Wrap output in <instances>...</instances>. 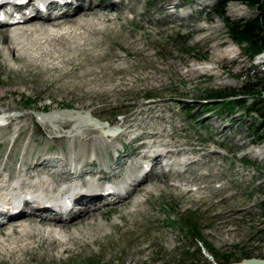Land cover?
Wrapping results in <instances>:
<instances>
[{
	"label": "rangeland",
	"instance_id": "rangeland-1",
	"mask_svg": "<svg viewBox=\"0 0 264 264\" xmlns=\"http://www.w3.org/2000/svg\"><path fill=\"white\" fill-rule=\"evenodd\" d=\"M182 2L190 5L183 12L193 11L187 20L179 19L173 9ZM119 8L121 15L104 12L111 16L109 23L91 17L84 24L109 30L95 41H101L105 51L113 49L123 61H112L111 66L127 75H116L115 83L106 84V89L124 90L127 95L85 99L57 93L41 84L48 75L39 76L34 69L30 74L6 70V64L19 68L6 56L0 61V114L16 119L10 123V139L19 134L17 144H43L49 154L74 140L83 145L92 139L103 140L106 149L100 153L102 162L97 168L105 169L112 163L117 167L113 162L115 148H121L132 136L164 129L180 147L202 148L191 155L194 159L207 151L216 152L186 167L185 173L189 179L215 180L214 187L192 192L194 198H203L199 203H184L176 198L180 189L170 187L169 181H155L158 189L151 197L135 196L143 202L134 220L127 214L135 210L133 206L121 207L115 213L110 207L102 209L104 215L97 218V225L104 230L88 238L89 248L81 250V243L75 247L70 244L67 253L37 249L34 255H18L16 259L0 254V264H233L245 259L264 260V74L261 67L254 68L253 45L238 43L230 31L233 23L256 18L258 10L234 0H125ZM130 35L136 42L134 49H142L143 56L120 50V45L131 42ZM105 66L106 61L90 62L85 70L101 72ZM210 66L218 69L211 72ZM107 76H114L112 69ZM48 93L54 97L49 98ZM66 110L74 111L65 115L75 123L82 117L76 113H91L105 126L130 127L132 132L108 138L106 131L74 133L75 123L58 122L54 128L38 123L40 115L55 111L57 118L64 119L59 112ZM18 117L25 120L27 129H16ZM226 124L232 125L229 131H222ZM50 129L56 132L52 134ZM69 129L73 135L67 137ZM251 144L256 145L255 155L249 152ZM49 146L54 147L50 152ZM246 147L250 155L243 152ZM10 148L11 142L0 148V157L5 155L2 165L21 156L15 149L8 158ZM39 150L36 152H42ZM175 180L170 184L177 185ZM122 214L126 221L119 218Z\"/></svg>",
	"mask_w": 264,
	"mask_h": 264
},
{
	"label": "bare ground",
	"instance_id": "bare-ground-1",
	"mask_svg": "<svg viewBox=\"0 0 264 264\" xmlns=\"http://www.w3.org/2000/svg\"><path fill=\"white\" fill-rule=\"evenodd\" d=\"M124 1L125 0H101L100 3H92L91 0H66L65 7L67 8V13L62 16V19L59 18L53 20L47 14L41 15L35 18V21L27 23H34L33 28L30 31L25 32L24 35L17 36L14 39L7 32V27L0 26V35H3L0 36V61L4 62V58L8 56L11 57L16 62V64L19 65V68L15 69L6 64V70L10 72H25L26 74H30L34 69L38 72L39 76L48 75L46 76V78L42 77L43 82L41 84H47L48 89H54L57 93L78 95L79 97L85 99L97 97H124L127 95V92H125L124 90H117L114 88L106 89V84L112 85L115 83L116 75L120 76L127 73L124 72L123 69H114L111 66L112 61L117 62L121 61L122 59L113 51L112 48H109L105 51L104 49H101V47L103 46L102 42L95 41V38L98 35L103 34L104 32L107 33L109 30H103L100 28L97 29V27L95 28V25H93L92 23H87V25L84 24V22H89L91 17H94V19L100 22L103 21L104 23H109L111 21V16L106 15L104 12L115 11L119 15H121L119 12V6L123 4ZM166 4H168L170 7L169 3ZM179 5L185 6L187 4L186 2H182L181 4H174L173 9L175 6ZM54 7L57 6L55 5ZM165 8L166 7H164V10ZM177 14V17H179V19L187 20L189 18V15L183 16L179 13ZM160 21L161 19L158 22ZM47 25H55L56 27H59V31L48 29L46 27ZM200 29L202 28H199V30ZM130 39L131 42L127 44V46H119L120 50L129 55L131 54L129 53L130 51H134L135 54L137 53L143 56L144 51L142 49H134L136 42L133 39V36L130 35ZM1 45H3V47H1ZM215 46H212V48H214ZM260 57L264 58V52L260 55ZM105 61L106 66L101 72H98L93 68L85 70V67L90 62H93V64L95 65L96 63L98 64ZM211 68V72L215 70L213 68L218 69L217 67ZM110 69H112L114 76L108 78L107 71ZM48 96L49 98L54 97V95L51 93H48ZM55 112L50 114H42L40 115L39 119L45 126L53 128L57 126L55 123L58 122H68L72 125L75 123V120L67 118V116L65 115L69 112L74 111H60L59 113H61L60 115L64 116V119L57 118L58 116L56 117L54 115ZM76 115L82 117L77 119V122L73 126L74 129L71 127L74 133L82 131L89 133L106 131V133L108 134L114 132V130L112 129H103L98 131V129H101L102 127L100 126V124L92 120L94 115H91V113L81 114V112H78L76 113ZM2 116L4 115L0 114V118ZM18 118L19 121H15L16 129H19L21 127H25V129H27V125L24 123L25 120L20 119V117ZM50 118L54 119L51 120ZM13 120L16 119H12L11 122H13ZM0 121L4 122V120L1 119ZM230 125L232 124H226L225 127L221 130L229 131ZM9 128L10 127H3L2 123H0V137L3 135L1 138L4 139V143H1L0 141V148L5 147L9 142H11L9 136L12 131ZM129 129L130 127H127V129L124 131V136H127V134H130L132 132ZM50 131L52 132V134L56 132L54 129H50ZM68 131L69 132L66 133L67 136H72L73 134L70 129ZM158 136L163 137L160 131L154 133L145 132L140 136L138 140ZM8 138L10 139L9 142H7L9 140ZM17 143L18 141L16 140L13 149L8 153V158L15 149H17L19 152H22L19 158H15L8 165L5 164L6 166L4 167V169H1L3 162L2 160H4L5 155H3L4 157H0V179H3L4 171L6 172V170L9 169L15 173L18 167L26 165L28 166V170L25 176L32 178V176L37 175V177L39 178L38 182H36V184L34 185H26L23 182L22 188L27 189L30 192H38V190L40 189L39 183L41 182L44 184V175L48 174L52 177V175L57 173L69 172L71 166L75 164L80 166L84 162V165L80 169L79 176L84 174H94L96 172L97 166L95 165L96 163L93 161V159L90 158H92L93 153L95 154V156H100L102 150L106 149V144L103 142V140L97 139L88 141L86 145L80 143L77 144V140H74L68 146L62 145L61 148L55 150L54 154L46 153L47 148L44 147L43 144H38L37 147H32L28 145L32 143H27L24 145ZM133 143H135L134 146L136 147L131 148L129 152L125 150L124 154L118 152L119 148H115V145H113V147L115 148V153L118 155L116 162H120L119 165H121V168L125 166V160L127 158L136 156L138 150L140 149L139 145H137V140H133ZM165 144L167 146H170V144L176 145L177 140L172 135L170 139L165 140ZM243 146L244 144L239 147ZM175 147H177V145ZM50 148L54 149V147L49 146V152ZM38 149H40L42 152H36ZM187 149L195 155H197V153L202 150L201 148L187 147L175 150L168 149V152H178V155L181 152L186 154ZM245 149H247V147L242 150L244 151ZM249 150L252 151H249L251 155L254 153L256 154L255 148ZM67 152L69 153V155L67 154ZM247 152L248 150L245 152V154ZM34 153H36L37 155H33ZM60 153L65 154H63V156H60ZM215 153V151H207L206 153H203V156H198L197 159H194L190 156L186 159V161H183V163L179 161L177 163V166H182L183 170H175L173 174L163 173L162 166L159 163L160 155H156V157L154 158L155 170L149 173L134 187L131 195L128 198H121L114 203L107 204V195L86 196L80 197L79 199L81 201V205L84 206V208L80 212L66 217H48L47 214L49 210L46 209L22 213L18 215V217H16L14 221L11 222V225L14 227L12 233L8 234L4 240H0V254H3L4 256L9 255L10 258L16 259L18 255H34L37 249H46L53 252L61 249L67 253L71 250V247L69 246L70 244L75 247L76 245H79L81 243V250H83V247L89 248L90 243L88 242V238L93 237L96 233L101 234V231L104 230L103 227L97 225V218L104 215L101 212L102 209L110 207L112 212L115 213L118 212L119 208L121 207L133 206L135 210L127 212V214L134 220L137 212H140L139 206L143 201H141L140 199L134 201L133 197L139 194H146L151 197L153 190L156 188L158 189V185L155 184V181H169L168 183L170 187H173L174 189H180L182 192H180L176 197L178 201L184 203H199V201L203 198H194L193 196H191L192 192L197 191L200 193V191L203 192L204 190H211V188L214 187L212 184L216 181L206 180L207 178L205 180H202V178L198 176L189 179L185 174L186 172H188V168L186 167L197 164L204 157H212L213 155H215ZM250 153L246 155H250ZM53 161H56L57 163H53ZM137 166V163L133 165L134 168H137ZM51 171L52 173H50ZM190 173L193 174L194 172ZM69 174L71 176V172H69ZM173 178L179 179L182 184H170ZM203 182L205 183V185L203 184ZM190 186L196 187L189 188ZM53 187L54 186L48 185V187L42 191L43 193H52ZM183 187H185V189H183ZM148 200H146L145 202H147ZM119 218L122 221H126V216L123 214L119 215ZM25 222H28L30 225H26ZM37 223H39L43 227L58 226L60 228V232H56L55 230H48V228L44 229L41 227H37ZM95 226H97V228H95ZM18 227L20 228L18 229ZM5 229V227L0 228V232ZM93 241L98 242V240L95 239Z\"/></svg>",
	"mask_w": 264,
	"mask_h": 264
},
{
	"label": "trees",
	"instance_id": "trees-1",
	"mask_svg": "<svg viewBox=\"0 0 264 264\" xmlns=\"http://www.w3.org/2000/svg\"><path fill=\"white\" fill-rule=\"evenodd\" d=\"M234 1L242 2L258 10V15L256 16V18L250 21L243 20L235 24L233 23L230 27V31L233 34L234 40L238 43H251L254 47L252 55H255L256 53L264 50V0ZM220 13H224L223 9L220 11Z\"/></svg>",
	"mask_w": 264,
	"mask_h": 264
},
{
	"label": "water",
	"instance_id": "water-1",
	"mask_svg": "<svg viewBox=\"0 0 264 264\" xmlns=\"http://www.w3.org/2000/svg\"><path fill=\"white\" fill-rule=\"evenodd\" d=\"M262 97L264 98V92L262 94ZM233 264H264V260L263 259H245L242 262H238V263H233Z\"/></svg>",
	"mask_w": 264,
	"mask_h": 264
},
{
	"label": "built area",
	"instance_id": "built-area-1",
	"mask_svg": "<svg viewBox=\"0 0 264 264\" xmlns=\"http://www.w3.org/2000/svg\"><path fill=\"white\" fill-rule=\"evenodd\" d=\"M264 59V58H263Z\"/></svg>",
	"mask_w": 264,
	"mask_h": 264
}]
</instances>
